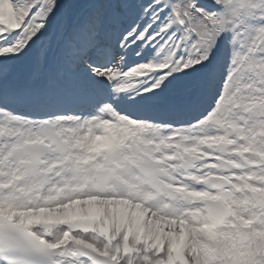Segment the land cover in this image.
I'll return each instance as SVG.
<instances>
[{
	"label": "snow or ice",
	"instance_id": "obj_1",
	"mask_svg": "<svg viewBox=\"0 0 264 264\" xmlns=\"http://www.w3.org/2000/svg\"><path fill=\"white\" fill-rule=\"evenodd\" d=\"M0 264H264V0H0Z\"/></svg>",
	"mask_w": 264,
	"mask_h": 264
}]
</instances>
